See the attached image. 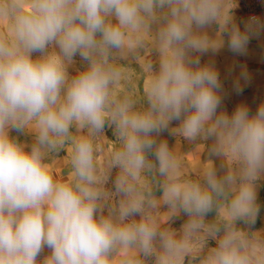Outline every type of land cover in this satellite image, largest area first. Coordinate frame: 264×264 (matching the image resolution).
<instances>
[{"label":"clouds","instance_id":"clouds-1","mask_svg":"<svg viewBox=\"0 0 264 264\" xmlns=\"http://www.w3.org/2000/svg\"><path fill=\"white\" fill-rule=\"evenodd\" d=\"M234 6L0 0V264H264V231L238 226L254 225L259 213L264 105L255 115L244 106L217 114L218 73L190 55L222 46L204 31L213 23L230 50H245L259 21L242 32ZM77 54L87 67L70 76ZM133 61H142L146 78L139 99ZM173 120L189 142L214 140L210 156L224 161L223 174L211 159L193 174L157 142ZM106 124L115 141L104 136ZM13 129L34 135L30 150ZM61 150L70 172L58 178ZM181 213L188 219L178 232L170 223ZM45 247L50 255L38 260Z\"/></svg>","mask_w":264,"mask_h":264},{"label":"rangeland","instance_id":"rangeland-1","mask_svg":"<svg viewBox=\"0 0 264 264\" xmlns=\"http://www.w3.org/2000/svg\"><path fill=\"white\" fill-rule=\"evenodd\" d=\"M237 5L232 9V23L242 31L248 30V25L252 20V16L256 15L258 24H253L249 36V41L242 53H236L230 50L228 46V35L222 32L216 24L213 32H206L209 39L215 40L219 38L223 41L222 46L217 49H209L204 53H190L192 59H198L201 66H211L217 73L221 88L219 95L221 104L217 109V114H226L231 116L235 110L244 106L249 110V115H255L258 108L264 105V0H236ZM236 12V13H235ZM235 13V14H234ZM254 14V15H253ZM252 15V16H251ZM230 26V25H229ZM58 51V49H57ZM40 56V53H33V59ZM149 59L152 61L153 70L159 69V56L156 52L149 53ZM74 63L68 68L70 76H75L78 72L83 71L87 67V61L83 60L79 54L74 56ZM127 65V61H120ZM142 61L131 62L130 68L133 75L132 91L139 99L145 87V76L142 71ZM180 121L173 120L169 127L155 134V139L159 143L165 141L168 146L176 151L184 163L187 170L194 174V171L203 163H207L211 159L220 174L226 170L222 165L224 161L220 158L210 156V149L214 143L213 139L200 140L195 143L189 142L183 135L175 132L180 127ZM9 135L17 140V142L27 145L26 150H30L31 145L35 142L34 135L27 131L10 130ZM104 136L109 141H115L114 127L107 124L104 128ZM108 146L111 147L110 142ZM62 151V150H61ZM70 152V149L67 150ZM64 154H67L64 151ZM149 159L154 157L150 156ZM118 169H113L109 184L114 186V180L118 173ZM108 189L109 186L107 185ZM157 196L161 195L157 191ZM257 204L259 213L254 225H246L239 223V227L248 229L251 227L255 231H264V175L257 181ZM215 213L206 216V220L212 222ZM188 217L181 213L174 217L170 223V227L176 231H180L182 225ZM209 246H215L214 241H209Z\"/></svg>","mask_w":264,"mask_h":264},{"label":"crops","instance_id":"crops-1","mask_svg":"<svg viewBox=\"0 0 264 264\" xmlns=\"http://www.w3.org/2000/svg\"><path fill=\"white\" fill-rule=\"evenodd\" d=\"M233 2H234V5L236 7V5H237L236 2L237 1L236 0H233ZM262 12H264V11H262ZM215 26H216V24L213 23L212 25L208 26L204 31L207 32V33L208 32H213L215 30ZM230 27H231V25L229 26V28ZM64 153H65L64 150L60 151L58 153V155H57V159H59V161L53 164V172H54V174L58 178L59 177H67V175L70 172V166H69V163H68V155L67 154H64ZM108 186H109V190H111V191H114L115 190L114 189V186H111L110 184H108ZM135 219L138 220L139 217L137 216V217H135ZM214 243H215V241H214ZM48 255H50V250L47 247H45L43 249V251L41 252V254L38 256V260H43Z\"/></svg>","mask_w":264,"mask_h":264},{"label":"built area","instance_id":"built-area-1","mask_svg":"<svg viewBox=\"0 0 264 264\" xmlns=\"http://www.w3.org/2000/svg\"><path fill=\"white\" fill-rule=\"evenodd\" d=\"M253 17H255V18H256L257 16H256V15H254Z\"/></svg>","mask_w":264,"mask_h":264},{"label":"bare ground","instance_id":"bare-ground-1","mask_svg":"<svg viewBox=\"0 0 264 264\" xmlns=\"http://www.w3.org/2000/svg\"><path fill=\"white\" fill-rule=\"evenodd\" d=\"M113 170V169H112Z\"/></svg>","mask_w":264,"mask_h":264}]
</instances>
